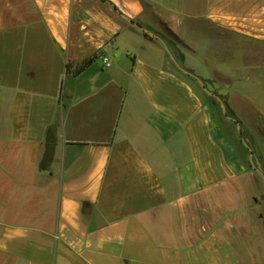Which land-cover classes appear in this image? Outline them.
Segmentation results:
<instances>
[{
    "label": "crops",
    "instance_id": "obj_1",
    "mask_svg": "<svg viewBox=\"0 0 264 264\" xmlns=\"http://www.w3.org/2000/svg\"><path fill=\"white\" fill-rule=\"evenodd\" d=\"M259 45L264 0H0V264H264V130L201 83L264 125Z\"/></svg>",
    "mask_w": 264,
    "mask_h": 264
},
{
    "label": "rangeland",
    "instance_id": "obj_2",
    "mask_svg": "<svg viewBox=\"0 0 264 264\" xmlns=\"http://www.w3.org/2000/svg\"><path fill=\"white\" fill-rule=\"evenodd\" d=\"M183 6H184V9L187 8L186 5H184L183 3ZM189 8V6H188ZM255 45V44H254ZM259 48L261 47V49L258 48V50H262V54L258 53L259 55H262L263 57V63H264V46L262 45H259L258 46ZM248 59H251V61H255V58H248ZM258 59V58H257ZM261 75L262 77H258V80H256L255 82L258 83V84H261V85H258L256 86L255 88V92H257L260 96H263L264 97V68L263 69H260V70H257ZM244 77V76H243ZM250 78L253 80V77L251 76H248L247 78L244 77L243 80H241V84L244 86L245 90H251L254 88V86L256 85L255 83H252ZM234 79L231 80V82L233 81ZM254 90V89H253ZM236 103V107L235 106H232L231 104H228L229 107H230V110H228V115H231L232 117H235L237 118V120L239 122H241L240 124L245 127V130L243 131V136H244V139L246 141V144L245 145H254V143H256V141H253L250 139V136L252 137L253 136V131L255 132H258V131H263L264 129V125H260V118L258 117H253V116H246L247 114H244L245 113V110L247 109L246 106H245V102H241V101H238V102H235ZM237 109V111H236ZM241 114V115H239ZM262 126V127H261ZM251 143V144H250ZM254 152V150H253ZM255 154V152H254ZM254 162H255V165L264 173V169L262 167H264L263 165H260L257 163L256 159H254ZM251 171L255 174H257V179H262V183H263V188H264V178L262 177V175L257 171L256 168H254L252 166V169ZM256 199L258 201H262L264 200V198L262 199V196L260 195V193L257 191L256 192ZM260 212L264 215V207L262 206L261 209H260Z\"/></svg>",
    "mask_w": 264,
    "mask_h": 264
},
{
    "label": "water",
    "instance_id": "obj_3",
    "mask_svg": "<svg viewBox=\"0 0 264 264\" xmlns=\"http://www.w3.org/2000/svg\"><path fill=\"white\" fill-rule=\"evenodd\" d=\"M123 17L124 18H126L127 20H130L128 17H126L125 15H123ZM201 83H202V85H203V87H204V89L209 93V94H211V95H214V96H216L219 100H220V102H221V106H222V109H223V112H224V114H226L227 116H228V110H230V107H229V105L225 102V101H223L215 92H212V91H210L205 85H204V83L201 81ZM237 127H238V130H239V133L240 134H242V130H241V127H242V125L240 124V122H237ZM242 140H243V142L246 144V141H245V139H244V137H242ZM250 149V163H251V165L254 167V168H256L257 169V171L262 175V177L264 178V173L255 165V162H254V152H253V150H252V148L250 147L249 148Z\"/></svg>",
    "mask_w": 264,
    "mask_h": 264
},
{
    "label": "built area",
    "instance_id": "obj_4",
    "mask_svg": "<svg viewBox=\"0 0 264 264\" xmlns=\"http://www.w3.org/2000/svg\"><path fill=\"white\" fill-rule=\"evenodd\" d=\"M102 61H103V65L105 66V67H110L111 66V61H110V59L108 58V57H106V56H104L103 58H102Z\"/></svg>",
    "mask_w": 264,
    "mask_h": 264
},
{
    "label": "trees",
    "instance_id": "obj_5",
    "mask_svg": "<svg viewBox=\"0 0 264 264\" xmlns=\"http://www.w3.org/2000/svg\"><path fill=\"white\" fill-rule=\"evenodd\" d=\"M83 67H84V66H82V68H83ZM228 112H229V111H228ZM228 112H227V113H228ZM250 164H251V163H250ZM251 166H252V165H251Z\"/></svg>",
    "mask_w": 264,
    "mask_h": 264
}]
</instances>
